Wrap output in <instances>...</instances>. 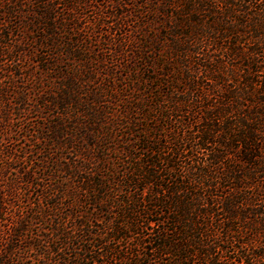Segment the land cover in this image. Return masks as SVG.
Instances as JSON below:
<instances>
[{
  "label": "trees",
  "instance_id": "trees-1",
  "mask_svg": "<svg viewBox=\"0 0 264 264\" xmlns=\"http://www.w3.org/2000/svg\"><path fill=\"white\" fill-rule=\"evenodd\" d=\"M0 134V264H264V0H0Z\"/></svg>",
  "mask_w": 264,
  "mask_h": 264
},
{
  "label": "rangeland",
  "instance_id": "rangeland-1",
  "mask_svg": "<svg viewBox=\"0 0 264 264\" xmlns=\"http://www.w3.org/2000/svg\"><path fill=\"white\" fill-rule=\"evenodd\" d=\"M91 14H94V13H91ZM88 24L89 23H87L86 25H88ZM45 110H47V109H45ZM22 132L27 133L26 131H22ZM12 133H14V131H12ZM17 141H18L19 146L20 147L23 146L24 150H26V152L28 153V150L30 149L32 141L24 140V139H22L21 141L20 140H17ZM4 144H15L16 145V141L9 140V139H7L6 135L0 134V145H4ZM37 146H42V145H37ZM27 158H28V160H32V161H28V163L25 164V166H24L25 170L28 167H29L28 170L29 169L32 170V168L36 167V163L39 162L40 156H39V158L33 159V156L28 154ZM17 164H18V162H16V161L13 163H9V164L6 161L0 162V177H1V175L3 176V179L6 182V184H11L13 182V178H15V174H17V171H15L14 169L4 170L5 169L4 167L5 166L13 167ZM35 171H37V173H39L38 169H35ZM59 176H61V174H59L58 177ZM5 182H3V183H5ZM17 185H18V187H17L18 190L15 191V197L13 199H11L10 196L7 197V200L11 199L10 200L11 206H9V209L7 210V212H9V214L12 215L13 212H16V211H18V209H21L24 211L27 219L32 218L33 221L30 224V230L24 234V237H26V238L24 240H22V242L24 243V241H26V240H31L32 242H35V239H33L35 237V234H39V236L45 234V232H47L48 229L52 228L49 224H52V222H54V219L56 220V218H57L54 216V211H51L50 209H48L46 207L47 204L53 203L56 198H55V196H51V198H46L42 195L38 196L37 195L38 192H36V186L34 184H25L24 182H20ZM43 194H45V193H43ZM65 208L67 210V207H65ZM39 210L42 213L44 210V214L42 215L41 213L37 212ZM72 224H73V221H72ZM67 225L70 226L71 223L69 222V223H67ZM30 236H32V237H30ZM37 242L31 243L29 245V246H31V249L27 250V247H26L27 245H25L26 243L23 244L24 247L22 250L19 249V252L21 251L24 255H26L25 253H27V255H29L28 258L24 259L23 264H31L29 259L36 257V252H37L38 248L35 247V244H37Z\"/></svg>",
  "mask_w": 264,
  "mask_h": 264
}]
</instances>
